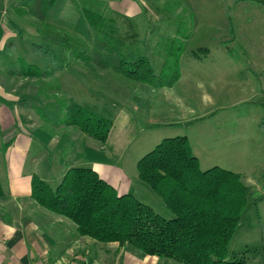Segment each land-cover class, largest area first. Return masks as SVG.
Returning <instances> with one entry per match:
<instances>
[{
  "label": "rangeland",
  "instance_id": "1",
  "mask_svg": "<svg viewBox=\"0 0 264 264\" xmlns=\"http://www.w3.org/2000/svg\"><path fill=\"white\" fill-rule=\"evenodd\" d=\"M137 1L100 0L99 12L120 15L122 23L118 19L116 27L121 29L131 22L141 40L150 39L151 51H160L176 33L180 36L181 77L173 89L158 91L112 71L90 69L80 56L74 57L75 45L68 41L77 43V51L83 40L70 39L69 29L80 16L72 0H56L48 12L45 22H55L51 25L56 27L50 44L38 34V23L26 18L28 35L20 38L22 45L15 43L17 36L10 39L15 49L10 46L4 56L7 72L0 74V82L14 86L17 97L23 89L32 91L17 105L28 110L41 129H55L64 117L60 104L50 103L56 99L64 104L74 101L111 120L125 141L113 154L132 183L128 193L168 220L172 213L140 181L136 163L168 138L187 137L203 171L219 167L240 173L247 185L264 193V0H139L140 6ZM32 43L52 45L65 54L68 69L55 73L49 58L33 52ZM159 53L160 62L164 52ZM29 69L39 78H31ZM164 93H170V105H164ZM38 165L54 189L61 182L55 169L47 160ZM263 215L264 205H248L232 240L231 256L248 251L249 264L261 263Z\"/></svg>",
  "mask_w": 264,
  "mask_h": 264
},
{
  "label": "trees",
  "instance_id": "2",
  "mask_svg": "<svg viewBox=\"0 0 264 264\" xmlns=\"http://www.w3.org/2000/svg\"><path fill=\"white\" fill-rule=\"evenodd\" d=\"M55 2L11 0V5L18 16L35 20L38 34L50 44L56 27L45 21ZM73 2L80 16L69 29L70 39L78 36L83 40L79 51H76L77 43L68 41L75 45L71 50L74 57L80 56L90 69L112 71L155 89L170 88L178 82L184 45L177 33L164 42L165 47H160L164 59L159 62L156 58L161 55L160 51H151L150 39L141 40V35L131 30V22H127L129 28L116 27L118 19L122 23L120 15L101 14L100 0ZM32 48L50 59L55 73L68 69L66 55L52 45L34 43ZM145 48L148 53L144 52ZM28 74L31 78L37 77L33 70ZM50 103H59L64 111L56 129L72 127L100 148L106 146L113 129L111 120L74 101L64 104L62 99H56ZM8 144L4 145V151ZM74 147L71 143L68 150ZM137 170L140 181L147 184L172 213L171 219L161 216L133 194H119L89 167L69 168L54 189L34 175L32 197L41 206L73 222L81 237L100 244L129 246L144 256H155L173 264H249L245 256L248 251L230 255L231 243L246 208L248 205L257 208L264 202V193L247 185L243 175L219 167L203 171L185 136L163 140L138 161ZM260 264H264V253Z\"/></svg>",
  "mask_w": 264,
  "mask_h": 264
},
{
  "label": "crops",
  "instance_id": "3",
  "mask_svg": "<svg viewBox=\"0 0 264 264\" xmlns=\"http://www.w3.org/2000/svg\"><path fill=\"white\" fill-rule=\"evenodd\" d=\"M133 5L137 7L135 3ZM26 25V18L15 13L11 0H0L1 75L7 72L3 65L6 62L4 56L9 53L8 48L14 46V40L10 39L17 36L19 39L15 43L22 45L20 38L29 32ZM12 32L17 34L12 35ZM34 38H39L38 34ZM174 86L160 88V91ZM31 92L23 89L17 97L14 86L5 87L0 82V184L3 190L0 197V264H173L155 256H144L129 246L100 244L81 237L73 222L33 199V176L48 181L47 174L38 165L43 160L48 161L52 170L55 169L58 183L72 167L92 168L119 194L128 193L132 183L126 180L123 163L118 164V158L113 154L115 148L125 146L123 136H117L115 124L104 148L72 127L55 128L51 132L41 129L43 126L35 122L31 113L17 105L24 102ZM164 95V105H170L167 99L170 93ZM5 143L9 146L4 151ZM71 143L75 147L68 150ZM198 159L201 164L199 156ZM261 223L264 253V221Z\"/></svg>",
  "mask_w": 264,
  "mask_h": 264
}]
</instances>
